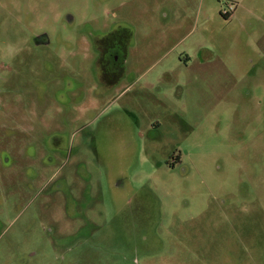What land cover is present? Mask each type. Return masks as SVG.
<instances>
[{"label":"rangeland","instance_id":"rangeland-1","mask_svg":"<svg viewBox=\"0 0 264 264\" xmlns=\"http://www.w3.org/2000/svg\"><path fill=\"white\" fill-rule=\"evenodd\" d=\"M0 264H264V0H0Z\"/></svg>","mask_w":264,"mask_h":264},{"label":"flooded vegetation","instance_id":"flooded-vegetation-1","mask_svg":"<svg viewBox=\"0 0 264 264\" xmlns=\"http://www.w3.org/2000/svg\"><path fill=\"white\" fill-rule=\"evenodd\" d=\"M35 43L37 45H47L48 39L46 33H41L35 36ZM97 48H98V73L100 76H105L107 73L106 68V61L110 63H115L118 60V56L116 53L119 52L116 45L111 41H107V38L101 37L97 41ZM108 59V60H107Z\"/></svg>","mask_w":264,"mask_h":264},{"label":"crops","instance_id":"crops-1","mask_svg":"<svg viewBox=\"0 0 264 264\" xmlns=\"http://www.w3.org/2000/svg\"><path fill=\"white\" fill-rule=\"evenodd\" d=\"M185 61H188V58H186Z\"/></svg>","mask_w":264,"mask_h":264}]
</instances>
